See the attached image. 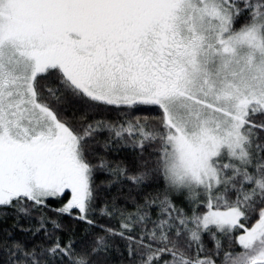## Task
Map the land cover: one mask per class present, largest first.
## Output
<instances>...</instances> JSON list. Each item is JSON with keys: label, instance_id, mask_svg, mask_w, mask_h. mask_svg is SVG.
<instances>
[{"label": "snow or ice", "instance_id": "snow-or-ice-1", "mask_svg": "<svg viewBox=\"0 0 264 264\" xmlns=\"http://www.w3.org/2000/svg\"><path fill=\"white\" fill-rule=\"evenodd\" d=\"M0 264H264V0H0Z\"/></svg>", "mask_w": 264, "mask_h": 264}]
</instances>
